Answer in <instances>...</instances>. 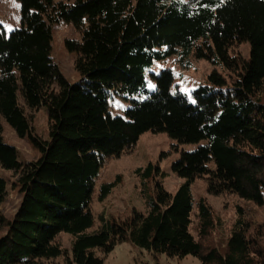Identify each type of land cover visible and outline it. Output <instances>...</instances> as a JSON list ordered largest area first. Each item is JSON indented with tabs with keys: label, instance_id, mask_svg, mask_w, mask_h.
<instances>
[{
	"label": "trees",
	"instance_id": "trees-1",
	"mask_svg": "<svg viewBox=\"0 0 264 264\" xmlns=\"http://www.w3.org/2000/svg\"><path fill=\"white\" fill-rule=\"evenodd\" d=\"M17 1L20 25L0 34V264H61L60 258L103 264L124 241L147 251L146 264H159L161 255L264 264V223L253 227L241 207L223 249L207 248L192 232L195 208L200 237L213 226L211 207L194 197L197 178L207 177L212 194L264 205V0ZM60 21L81 32L80 40L65 42L78 54L76 81L53 54V26ZM241 42L250 43L249 58L230 52ZM172 56L186 66L192 56L206 59L215 69L191 94L172 90L171 69L151 72L156 87L150 88L147 72ZM217 66L232 75L231 83ZM115 95L131 100L125 115L111 112ZM41 107L50 121L48 139L33 131L27 114ZM3 121L41 153L20 173L24 196L13 218L1 209L8 189L1 171L17 169L21 160L4 137ZM147 131L198 144L172 165L184 182L172 193L159 163L139 167L143 192L153 188L147 210L102 215L97 226L92 202L103 162ZM116 185L103 183L99 198ZM64 232L73 237L71 253L57 242Z\"/></svg>",
	"mask_w": 264,
	"mask_h": 264
},
{
	"label": "rangeland",
	"instance_id": "rangeland-1",
	"mask_svg": "<svg viewBox=\"0 0 264 264\" xmlns=\"http://www.w3.org/2000/svg\"><path fill=\"white\" fill-rule=\"evenodd\" d=\"M63 1L73 2L75 0ZM20 19V7L17 0H0V23L2 24L0 34L7 35L13 28L18 27ZM53 34V54L57 63L70 80H79L81 74L76 68L78 54L70 52L66 48L65 42L67 39L80 40L81 32L72 23L60 21L54 24ZM250 51L249 42L235 44L230 49L233 55L242 58H249ZM216 68L226 75L230 83L232 82V75L226 69L222 66ZM163 69H171L174 72L172 90L191 94L195 88L207 82L208 75L215 69V66L206 59H197L194 56L191 57L189 66L182 65L176 56L156 61L147 72L150 88L156 87L151 72L159 73ZM130 104L131 100L122 96L115 95L110 98V110L114 115H125ZM27 114L31 119L33 131L42 138L48 139L50 121L46 108L41 107L34 110L27 108ZM3 125L5 139L18 148L21 160L17 169L1 171V174L8 179L7 194L1 203V209L6 217L13 218L24 196L18 184L20 173L27 161L37 160L41 153L27 137H19L6 121H3ZM197 146L198 144L178 143L164 132L147 131L141 135L134 147L126 150L119 157L107 158L101 166L93 194L92 210L96 216V225L102 223V215L107 219L125 218L131 215L135 209L142 212L147 210V196L153 191V188L146 186L147 190L143 192L145 188L141 177L137 174V169L145 167L149 162L159 163L161 170L165 173L164 186L170 192L176 193L184 179L172 170V165L180 158L183 151L194 150ZM115 180H117V185L106 199L101 200L99 198L101 185ZM192 190L196 201L204 198L213 212V226L206 236L201 237L196 208L193 214L192 232L207 248L219 247L223 249L226 246V241L238 218L239 207L244 210L247 220L252 223L253 227L264 223V205H258L235 194H212L208 191L207 177L197 178L192 185ZM3 232L4 229H0V235ZM57 242L71 253L73 237L70 234L61 233L57 237ZM57 261L61 264H68L63 258ZM150 261L149 254L145 249L131 241H124L108 253L103 264H146ZM157 261L159 264H203L199 258L192 255L182 259H171L161 255Z\"/></svg>",
	"mask_w": 264,
	"mask_h": 264
}]
</instances>
